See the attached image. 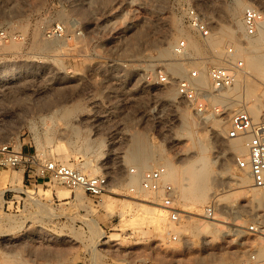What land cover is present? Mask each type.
<instances>
[{"label":"rangeland","instance_id":"obj_1","mask_svg":"<svg viewBox=\"0 0 264 264\" xmlns=\"http://www.w3.org/2000/svg\"><path fill=\"white\" fill-rule=\"evenodd\" d=\"M242 1L243 8L254 5L264 17V0ZM191 7L204 14L212 32L220 28L230 33L220 47L185 24ZM238 8L236 0H0V29L12 35L0 40V142L17 144L39 162L54 158L78 168L89 161L97 172H84L110 178L109 191L94 199L58 181H29L25 166L0 165V190L5 191L0 196V264H241L259 247L248 226L263 217L264 205L249 201L256 186L241 182L243 170L235 161L239 153L232 147L240 139L226 138L227 123L218 132L220 126H210L213 116L201 120L185 103L178 104L174 86L144 87L137 76L147 63L170 69L175 63L172 46L181 37L189 41V56L201 59L185 62V72L203 60L225 64L226 47L233 45L244 65L221 100L230 98L235 107L254 101L259 106L264 61L254 68L251 58L264 60V33L230 32L231 16L243 23L244 9ZM56 24L65 33L48 36ZM217 48L219 58L212 60ZM66 105L74 110L68 116ZM185 107L197 119L193 140L186 133ZM69 137L78 138L77 145L67 146ZM140 138L149 143L155 159L141 169L131 160ZM108 140L117 142L110 145ZM195 142L207 148L180 154ZM203 155L210 162L212 182L208 196L197 202L183 197L189 189L184 167ZM169 159L171 168L165 164ZM159 164L167 167L184 212L179 222H172L166 211L165 229L134 202L146 198L161 204L160 198L130 190L140 185L139 173L131 174V168L141 172ZM15 174H22L21 181L10 179ZM31 188L39 201L27 192ZM45 190L51 191L48 197ZM108 197L111 208L104 204ZM210 205L224 232H209Z\"/></svg>","mask_w":264,"mask_h":264},{"label":"built area","instance_id":"obj_2","mask_svg":"<svg viewBox=\"0 0 264 264\" xmlns=\"http://www.w3.org/2000/svg\"><path fill=\"white\" fill-rule=\"evenodd\" d=\"M263 19L262 11L254 5H247L243 13V21L247 36L257 33L258 27ZM185 24L194 30L202 39L212 33L209 22L197 8L191 7L187 10ZM65 28L62 24H56L47 30L50 37L62 36ZM12 37L6 30L0 29V40ZM17 37V36H16ZM237 49L231 45L226 47L222 61L224 65L206 64L203 60L200 65L192 66L184 76L173 74L169 66L155 67L147 63L137 71L141 77L143 86L155 85L156 83L167 86H174L177 91V103H185L199 118L210 115L228 124L226 138H245L248 147V156H236V164L239 168H249L253 177L254 185L264 190V97L262 98L261 111L259 115L253 116L245 104L237 107H230L227 101H220L217 98L224 96L235 83L237 75L243 68L244 61L236 58ZM174 61H187L199 63L197 56L188 55V40L185 37L179 38L173 45ZM205 68L209 84L204 89L198 83L201 77V68ZM98 110V108H94ZM116 140H108L110 145ZM0 165H8L13 168L26 167L27 180L47 183V181H58L71 189H81L94 199H100L110 188V178L107 174H88L76 167L54 158L39 162L34 154L24 152L13 142H0ZM138 171L131 168L130 173ZM146 190L155 191L161 198V205L169 211L170 220L178 222L181 220L183 210L177 201V190L175 184L168 178V169L165 165L153 166L141 173L140 187H131L134 193ZM161 194V195H160ZM214 207H207L208 217L214 216ZM248 230L259 239L260 248L264 246V218L254 220L248 226ZM241 264H264V253L258 248L249 252Z\"/></svg>","mask_w":264,"mask_h":264},{"label":"bare ground","instance_id":"obj_3","mask_svg":"<svg viewBox=\"0 0 264 264\" xmlns=\"http://www.w3.org/2000/svg\"><path fill=\"white\" fill-rule=\"evenodd\" d=\"M236 3L237 5L240 7L243 8V1L242 0H236ZM236 5V4H235ZM245 6V5H244ZM237 7V6H235ZM235 9V8H234ZM239 9V8H238ZM239 9V10H240ZM245 9V8H243ZM242 9V10H243ZM234 10H232L233 12ZM236 12V11H235ZM244 13V12H243ZM231 15V14H230ZM236 15V14H235ZM242 20H243V16H242ZM231 29L229 30L230 32L234 33L235 35L242 32V33H246V28H245V24H244V21L243 23L241 22L240 19H237L235 18V16H231ZM258 30H259V33L260 34H263L264 33V17L258 27ZM257 30V31H258ZM176 33V32H175ZM230 33L229 32H226V31H222L220 28L219 30L215 31V32H212L211 35L207 38L209 44H213L215 47H220L219 45L223 42V39L225 38V36H229ZM247 35V34H246ZM261 35L257 36V38H255V42L256 43H259L260 40H261ZM187 39V37H186ZM188 40V39H187ZM173 47V46H172ZM173 50V48H172ZM189 50H190V47H189V41H188V55H189ZM167 52V51H165ZM215 54L212 55V58L210 56V58L212 60H215L217 57L219 58V53H220V48H217L215 49ZM264 60L262 59H259V57L257 55L253 56L251 58V65L252 67L254 68H260L261 67V63L263 62ZM175 63H173V66L170 68L172 73H180L181 74V71H184L185 70V65L184 63L186 62L188 64L187 61H180V62H176L174 61ZM172 63V62H171ZM219 65H224V64H219ZM187 69V67H186ZM185 72V71H184ZM187 72V71H186ZM186 72L180 76H184L186 74ZM204 73L206 78L203 76ZM175 74V75H176ZM209 82L208 80V77H207V74L205 72V68L203 67L202 65V68H201V77L199 78L198 80V83L200 84V86L204 89L208 88V87H205L206 84H207V81ZM229 91V90H228ZM228 91H226L224 93V96L220 97V98H217V100H220L222 101L221 99L224 100V97L226 99V96L225 94L228 93ZM169 93V92H168ZM169 94H172L171 92ZM229 94V93H228ZM176 97H177V91H176ZM229 97V96H228ZM227 97V98H228ZM230 99V98H229ZM227 99V102L228 104L230 105V107H235L233 106L231 103H230V100ZM237 100L236 97L232 98L231 99V102L232 103H235ZM261 102V100H260ZM74 105H77L75 103H73ZM72 105V103H71ZM70 105V106H71ZM246 105V104H245ZM240 106V105H239ZM260 106V111H261V104H259ZM259 106H258V103L257 102H252L251 104L249 103V105L247 106L248 109L250 110V112L252 113L253 116H257L259 115L260 111H259ZM72 107V106H71ZM69 107V105H66L63 109V111L65 110V113H67L68 111L72 110V108ZM75 107V106H74ZM79 107V106H78ZM237 107V106H236ZM61 108V107H60ZM186 108V107H185ZM74 109V108H73ZM191 109V108H190ZM59 110V109H58ZM74 111V110H72ZM183 111H185V114L183 115V117L185 118V123L187 124V126H189V131H187V135L189 138H191L193 140V137H194V127L196 125V117L193 116L191 113H188L189 110L186 108V110L183 109ZM71 113V111H70ZM65 115V114H64ZM67 116H68V113H67ZM209 115L205 116L208 117ZM66 117V116H64ZM199 117V116H198ZM209 118V117H208ZM201 120L203 118H200ZM222 122V120L219 121V119H215V118H211L210 120V126L212 129H216L217 127L220 126H223V124H226V123H220ZM219 123V124H218ZM216 129L218 132H222V128L220 129ZM215 133V132H214ZM217 133V132H216ZM78 135H76V137H79V132H77ZM216 135V134H215ZM82 137V136H81ZM91 138V137H90ZM181 138H184V137H181ZM81 139V138H79ZM89 139V138H88ZM176 139L179 140V138L176 137ZM237 139V138H235ZM240 140L237 141V142H233L232 143V147H233V150L236 151L237 153H239V155L243 156V157H247L248 156V147H247V144H246V139L245 138H239ZM78 138L74 139V138H67L66 140V145L67 146H71V145H77L76 143H78ZM90 140V139H89ZM232 140V139H231ZM179 142V141H178ZM88 144V141L85 142ZM86 145V144H84ZM134 145L138 146L137 147V155H133V157L131 158V160L137 162L138 164V168H145V167H149V162L154 160L153 159V153H152V150H151V147H149V143L144 140V139H136L135 142H134ZM194 145V144H193ZM89 146V145H87ZM86 146V147H87ZM207 147L202 143V142H195V145L193 147V149L191 147H188V148H185L182 150V152L180 154H184V155H189L193 152L194 149H197V151H202V150H205ZM196 151V150H195ZM135 152V154H136ZM154 152H156L154 150ZM159 156V155H158ZM131 157V156H130ZM155 157V156H154ZM160 157V156H159ZM158 157V158H159ZM157 161V160H156ZM236 161V160H235ZM71 164V163H70ZM166 166H168L169 168L173 167V163L171 162V160L169 159V161H166L165 162ZM84 167H78V169L82 170V171H89L91 173H96L97 171L94 169V166H92L93 164L89 163V161H87L85 164ZM164 165V164H163ZM237 165V164H236ZM239 168V167H238ZM136 169V168H135ZM149 169V168H148ZM185 172H186V175H185V179L187 180L186 183L188 184L189 186V189H187L185 195L183 196L184 198L187 197V196H191V199H194V201H197V202H203L205 200V198L208 196V193L210 192V185H211V165H210V162L208 160V158L206 157V155L204 156H201L199 158H197L196 160L194 161H190V163H188L185 167ZM241 169V168H240ZM243 170V171H242ZM131 171V169H130ZM145 171V170H143ZM137 172L139 173V176H140V182H141V173L143 172ZM242 171V176H241V182L243 184H248L250 183L251 185L255 186L254 185V181H253V177L250 173V170L249 168H245V169H241ZM134 182V180H133ZM63 184V183H62ZM65 185V184H64ZM226 186H229V185H226ZM132 187H136V186H132ZM140 187V185H139ZM257 187V186H256ZM256 187H252V191L251 193L248 194V198H249V201H251L255 206H258V207H261L262 205H264V199H263V193H261L260 191H258L256 189ZM70 188V187H69ZM259 188V187H257ZM78 190V188H77ZM81 190V189H80ZM131 190V189H130ZM177 190V188H176ZM263 190V189H262ZM3 191L4 190H0V196L3 194ZM148 192H152L154 194H156L155 196L156 197H159L160 196L158 195L157 192L155 191H150V190H146ZM144 191V192H146ZM264 191V190H263ZM27 192L29 193V195L32 197V198H35L37 199V201H39V197L37 198V195H39V193L37 191H35L34 189H28ZM45 193H46V196L47 195H50L51 194V191L49 190H45ZM178 194V193H177ZM161 195V194H160ZM178 196V195H177ZM48 197V196H47ZM78 197H80V195H78ZM133 197V196H132ZM132 201L133 199H129V201ZM178 200V199H177ZM134 202L138 205H140L141 208H145L147 211L151 212L150 214H152V219H154L156 222H158L164 229L166 228V226L168 225L167 224V212L168 211L166 208H164L161 204H157V203H154L153 201H150L149 199H146V198H140L138 200H134ZM133 202V203H134ZM150 202H153V203H150ZM160 202H161V198H160ZM132 203V204H133ZM105 206L107 208H111V199H109V197L107 198V200L105 201ZM211 206V205H210ZM214 207V206H213ZM143 209V210H145ZM253 209V207H252ZM145 210V211H146ZM215 212V211H214ZM184 214V213H183ZM261 216L263 215L264 217V213L263 214H260ZM259 217V216H258ZM170 218V217H169ZM215 220V217L212 216V220H209L208 222L211 224V230L209 232L213 233V232H218V231H222L224 232L223 230H221L219 227H218V222L214 221ZM171 221V220H170ZM173 222V221H172ZM179 222V221H178ZM169 223V222H168ZM195 224V223H194ZM96 226V225H95ZM191 226H186L184 227V229H190ZM195 229H199V230H202V227L199 225V224H195ZM165 235V234H164ZM254 236V235H253ZM254 238L256 239H260V238H257L254 236ZM260 247V246H259ZM259 250H262L264 251V246L262 245L261 248H259ZM261 252V251H260Z\"/></svg>","mask_w":264,"mask_h":264},{"label":"crops","instance_id":"obj_4","mask_svg":"<svg viewBox=\"0 0 264 264\" xmlns=\"http://www.w3.org/2000/svg\"><path fill=\"white\" fill-rule=\"evenodd\" d=\"M10 179H12V181H15V182L18 181V182H19V181H21V179H22V174H15V175L11 176ZM6 181H7V178H6V179H3V180H2V184H3V185H6V184H5ZM6 187H7V186H3V188H5V190H7ZM4 192H5V191H4Z\"/></svg>","mask_w":264,"mask_h":264}]
</instances>
